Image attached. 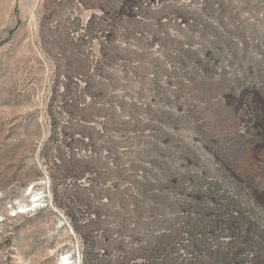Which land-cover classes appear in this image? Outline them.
I'll use <instances>...</instances> for the list:
<instances>
[{
  "label": "rangeland",
  "instance_id": "obj_1",
  "mask_svg": "<svg viewBox=\"0 0 264 264\" xmlns=\"http://www.w3.org/2000/svg\"><path fill=\"white\" fill-rule=\"evenodd\" d=\"M264 264V0H0V264Z\"/></svg>",
  "mask_w": 264,
  "mask_h": 264
},
{
  "label": "bare ground",
  "instance_id": "obj_2",
  "mask_svg": "<svg viewBox=\"0 0 264 264\" xmlns=\"http://www.w3.org/2000/svg\"><path fill=\"white\" fill-rule=\"evenodd\" d=\"M58 264H68L67 258H66V257H62V258L59 260V263H58Z\"/></svg>",
  "mask_w": 264,
  "mask_h": 264
}]
</instances>
